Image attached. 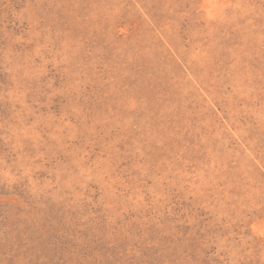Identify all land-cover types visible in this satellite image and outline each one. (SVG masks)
Listing matches in <instances>:
<instances>
[{"label": "rangeland", "instance_id": "374dc122", "mask_svg": "<svg viewBox=\"0 0 264 264\" xmlns=\"http://www.w3.org/2000/svg\"><path fill=\"white\" fill-rule=\"evenodd\" d=\"M0 264H264V0H0Z\"/></svg>", "mask_w": 264, "mask_h": 264}]
</instances>
